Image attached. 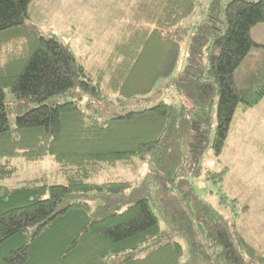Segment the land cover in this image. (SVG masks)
Returning a JSON list of instances; mask_svg holds the SVG:
<instances>
[{"label": "trees", "instance_id": "trees-1", "mask_svg": "<svg viewBox=\"0 0 264 264\" xmlns=\"http://www.w3.org/2000/svg\"><path fill=\"white\" fill-rule=\"evenodd\" d=\"M31 1L0 0V42L24 44L21 54H10L0 65V264H264V248H257L200 200L188 178L196 174L209 146L222 149L239 103L252 106L264 97V57L241 83L235 78L250 50L260 46L251 28L264 22V0L209 2L190 43L192 55L207 59L191 83V116L181 117L174 105L160 100L103 122L85 114L73 99H55L75 89L92 100L101 97L106 93L105 69L94 77L62 42L33 27L28 21ZM194 7V0H135L133 33L122 45L129 52L120 72L127 69L122 76L126 79L128 71L138 69L145 87L133 89L131 82L123 86L112 80L106 85L131 98L148 93L158 79L169 76L180 55V43L170 30ZM108 68L115 67L109 63ZM114 79L117 82L118 76ZM5 90L20 105L38 101L16 116L13 127ZM216 94L218 122L210 144L208 109ZM46 156L63 182H3L14 172L12 159ZM134 159L148 162L152 173L133 190L141 192L133 203L116 205L98 218L85 201L62 205L74 193L121 194L132 188L130 180L99 175ZM210 174L220 178L221 172ZM163 227L181 241L159 242ZM150 243L155 246L136 255Z\"/></svg>", "mask_w": 264, "mask_h": 264}, {"label": "rangeland", "instance_id": "rangeland-1", "mask_svg": "<svg viewBox=\"0 0 264 264\" xmlns=\"http://www.w3.org/2000/svg\"><path fill=\"white\" fill-rule=\"evenodd\" d=\"M210 1L194 0L193 12L182 19L179 25L171 28L170 31L180 43V55L174 71L169 76L158 79L148 93L126 98L121 97L106 83L112 80L113 84L122 83L123 86L131 82L135 86L133 89L145 87L144 74L137 71L138 69L133 68L128 71L126 79L122 76L123 74L126 76L127 69L123 74L120 72L124 57L129 52L124 51L122 45L125 44L127 37H132L133 33L131 23L135 21V0H32L28 5V21L33 27L42 34L62 42L76 61L94 77H97L100 69H105L102 86L106 89V93L101 97L92 100L87 94L75 89L68 97L55 99L58 102L73 99L85 114L102 122L132 109L151 106L160 100L174 105L182 113L181 117L191 116L195 109L191 96V83L199 77L201 66L206 64L207 59L205 55H192L190 43L195 33V26L206 18ZM140 24L141 22L138 23ZM251 37L260 46L253 47L236 70L235 78L238 84L264 57V48L261 47L264 45V22L251 28ZM17 42L12 40L0 42V65L10 56L16 57L23 52L24 44ZM109 63H113L115 68H108ZM138 74L140 79L137 77ZM116 76H118L117 82L114 79ZM5 93L6 100L10 101L8 121L13 127L16 116L37 105L38 101H29L20 105L19 101L13 102L15 98L8 90H5ZM49 100L50 98L44 101L49 102ZM217 112L218 95L216 94L208 109L212 124L210 144L213 142L215 126L218 122ZM11 163L15 166L14 172L3 181L9 185H21L25 180L42 178L50 184L63 182V179L57 176L59 170L49 156L36 161H26L17 157L12 159ZM198 164L196 174H189L188 177L198 198L230 221L234 228L256 244L257 248L263 249L264 97L252 106L239 103L233 112L222 149L216 151L209 146ZM211 172H221L220 178L212 176ZM151 173L152 166L140 159L119 164L109 173L100 174L99 177L130 180L133 183L132 188L126 189L121 194L103 191L74 193L66 197L62 205L76 200L85 201L90 205L93 216L101 217L104 213L116 209V205L133 203L141 195V192L133 190L141 188L142 181ZM223 195L224 199H222ZM244 206L247 208H242ZM162 231L159 242L167 239L181 241L175 232H170L165 227ZM154 246L155 244L150 243L146 249L137 251L136 255L143 256Z\"/></svg>", "mask_w": 264, "mask_h": 264}]
</instances>
